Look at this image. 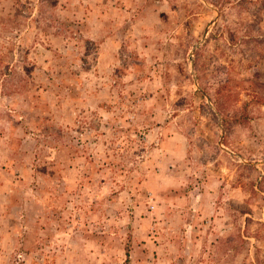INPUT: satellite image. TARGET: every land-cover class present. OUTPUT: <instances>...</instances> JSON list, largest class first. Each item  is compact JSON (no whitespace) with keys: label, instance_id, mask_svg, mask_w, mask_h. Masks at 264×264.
I'll use <instances>...</instances> for the list:
<instances>
[{"label":"rangeland","instance_id":"374dc122","mask_svg":"<svg viewBox=\"0 0 264 264\" xmlns=\"http://www.w3.org/2000/svg\"><path fill=\"white\" fill-rule=\"evenodd\" d=\"M0 264H264V0H0Z\"/></svg>","mask_w":264,"mask_h":264}]
</instances>
